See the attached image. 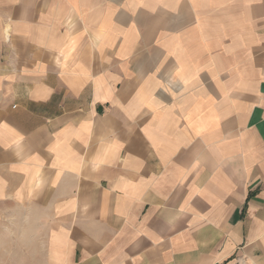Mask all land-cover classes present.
Returning a JSON list of instances; mask_svg holds the SVG:
<instances>
[{"label": "crops", "instance_id": "crops-1", "mask_svg": "<svg viewBox=\"0 0 264 264\" xmlns=\"http://www.w3.org/2000/svg\"><path fill=\"white\" fill-rule=\"evenodd\" d=\"M0 264H264V0H0Z\"/></svg>", "mask_w": 264, "mask_h": 264}]
</instances>
